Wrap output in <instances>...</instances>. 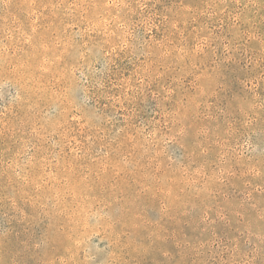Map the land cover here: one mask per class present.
<instances>
[{"label":"rangeland","instance_id":"1","mask_svg":"<svg viewBox=\"0 0 264 264\" xmlns=\"http://www.w3.org/2000/svg\"><path fill=\"white\" fill-rule=\"evenodd\" d=\"M0 264H264V0H0Z\"/></svg>","mask_w":264,"mask_h":264}]
</instances>
